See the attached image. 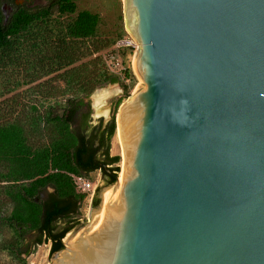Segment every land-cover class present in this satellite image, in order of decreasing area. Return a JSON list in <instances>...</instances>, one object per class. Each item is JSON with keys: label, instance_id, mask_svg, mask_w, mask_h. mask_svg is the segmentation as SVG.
Here are the masks:
<instances>
[{"label": "water", "instance_id": "obj_1", "mask_svg": "<svg viewBox=\"0 0 264 264\" xmlns=\"http://www.w3.org/2000/svg\"><path fill=\"white\" fill-rule=\"evenodd\" d=\"M122 2V169L51 264H264V0Z\"/></svg>", "mask_w": 264, "mask_h": 264}, {"label": "rangeland", "instance_id": "obj_2", "mask_svg": "<svg viewBox=\"0 0 264 264\" xmlns=\"http://www.w3.org/2000/svg\"><path fill=\"white\" fill-rule=\"evenodd\" d=\"M73 2V13H55L45 20L33 22L25 32L13 37L8 47L0 48V124L11 122L22 128L32 149H43L60 136L55 122L49 120V112L52 108L62 107L68 97L87 95L91 124L99 120L105 124L142 84L132 68V57L138 45L124 27L122 0ZM82 10L98 16L97 30L84 39L72 38L66 33V26ZM125 40L127 44L121 46ZM110 74L117 75L119 81L106 82L105 77ZM101 94L108 95L93 111L95 100L92 96L98 98ZM118 99L121 102L115 108ZM114 134L110 153L119 155L120 171L123 155L116 138L117 131ZM1 163L0 264H51L55 254L49 255V241L36 245L28 255L17 256L9 248L17 245L18 239L13 226L5 219L23 203L22 189L32 180L20 174L10 181L3 179L6 168ZM48 171H51L50 167ZM86 178L91 187L96 184L95 191L106 185L100 170L90 172ZM94 194L84 196L79 207L78 225L65 237L89 222Z\"/></svg>", "mask_w": 264, "mask_h": 264}, {"label": "trees", "instance_id": "obj_3", "mask_svg": "<svg viewBox=\"0 0 264 264\" xmlns=\"http://www.w3.org/2000/svg\"><path fill=\"white\" fill-rule=\"evenodd\" d=\"M74 11L73 0H0V48L8 47L11 39L25 32L33 22L55 13ZM98 21L96 14L79 11L67 24L66 33L72 38L90 37L96 32ZM105 81L115 83L119 77L110 74ZM120 102L118 99L115 108ZM114 118L105 124L102 120L91 124L87 95L68 97L62 107L49 112V120L55 122L60 136L43 149H32L18 125L0 124V163L6 168L2 178L10 181L20 174L32 180L22 189L23 203L5 219L18 239L17 245L9 247L17 256L28 255L36 245L48 241L51 256L63 247L66 233L78 225L84 194L76 191L71 175L86 176L100 170L105 184L115 181L120 157L110 153L116 132ZM97 191L98 187L93 206L98 203Z\"/></svg>", "mask_w": 264, "mask_h": 264}, {"label": "built area", "instance_id": "obj_4", "mask_svg": "<svg viewBox=\"0 0 264 264\" xmlns=\"http://www.w3.org/2000/svg\"><path fill=\"white\" fill-rule=\"evenodd\" d=\"M127 41H122L121 46H125ZM75 184L76 191L78 193L84 194L86 198L88 196L92 197L95 192L96 184L91 187L90 181L86 178V176L82 175H71ZM90 191V192H89Z\"/></svg>", "mask_w": 264, "mask_h": 264}, {"label": "bare ground", "instance_id": "obj_5", "mask_svg": "<svg viewBox=\"0 0 264 264\" xmlns=\"http://www.w3.org/2000/svg\"><path fill=\"white\" fill-rule=\"evenodd\" d=\"M106 95H108V94H101V96L100 97H93V100H95V107H98V105H100L101 103H102V101L104 100V99H106ZM116 131H117V126H116ZM116 138H117V141L120 143V145H121V142H120V138H119V134H118V131H117V136H116ZM121 149H122V147H121ZM122 155H123V152H122ZM123 158V157H122ZM121 169H122V161H121V168H120V171H119V175H120V172H121ZM119 175H118V178H119ZM66 239V238H65ZM64 239V240H65ZM67 242V241H66ZM58 255V254H57ZM57 257V256H56ZM56 257L54 258V259H56ZM55 261V260H54Z\"/></svg>", "mask_w": 264, "mask_h": 264}]
</instances>
